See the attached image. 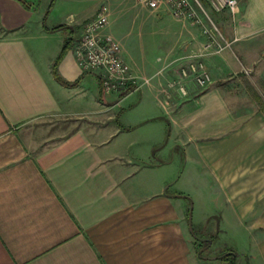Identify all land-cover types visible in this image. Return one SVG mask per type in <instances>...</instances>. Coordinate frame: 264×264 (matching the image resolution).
Here are the masks:
<instances>
[{"label": "crops", "instance_id": "crops-1", "mask_svg": "<svg viewBox=\"0 0 264 264\" xmlns=\"http://www.w3.org/2000/svg\"><path fill=\"white\" fill-rule=\"evenodd\" d=\"M58 1L0 0V264H196L190 204L264 264V0L207 4L222 46L198 58L207 87L189 69L207 42L157 8L143 52L122 45L149 81L111 93L74 53L99 7L60 19ZM67 38L58 70L74 86L52 70Z\"/></svg>", "mask_w": 264, "mask_h": 264}, {"label": "built area", "instance_id": "built-area-1", "mask_svg": "<svg viewBox=\"0 0 264 264\" xmlns=\"http://www.w3.org/2000/svg\"><path fill=\"white\" fill-rule=\"evenodd\" d=\"M144 7L157 9L165 5L176 19H189L201 26L203 31L209 35V41L205 45L204 52L195 53L190 57L196 61L189 64L195 82L200 87H207L211 83V75L205 64L198 58L208 54V49L215 44L217 51L222 49L221 44L216 41L215 27L207 4L217 10L227 7L235 11L237 0H137ZM110 7L107 1L101 3L96 13L89 18L83 27L80 37L75 46L79 66L83 71L99 74L101 84L105 93H111L127 89V91L138 89L149 79L139 77L133 73L130 64L123 57V48L119 40L110 32L107 27L110 23ZM212 23L209 27L205 20ZM187 68L182 70L183 78L189 75ZM142 80V81H141ZM178 85L181 92H185L182 80L170 83L171 87Z\"/></svg>", "mask_w": 264, "mask_h": 264}, {"label": "rangeland", "instance_id": "rangeland-1", "mask_svg": "<svg viewBox=\"0 0 264 264\" xmlns=\"http://www.w3.org/2000/svg\"><path fill=\"white\" fill-rule=\"evenodd\" d=\"M104 1H107L110 7L111 15L109 27L112 34L119 40L120 43H122L121 45H123L127 52L129 50H136L140 53L143 52L146 44H144V41H148L149 32H154V30L156 31L159 28V19L161 16L163 17V15L155 13L158 9H151L140 5L137 0H59L58 9L55 12V15L56 18L60 19H64L69 13L79 16L83 9L90 11L94 6L99 7ZM206 7L209 8L208 5ZM53 16L54 15L48 17L49 23L53 20ZM210 16L212 17L215 27H217L212 13H210ZM185 20V22H187V24L193 29L192 32L199 35V42L206 43L209 41V35L203 31L201 26L194 23L193 20ZM205 21V24L212 27V23L209 20L206 19ZM151 26L152 28L150 31ZM217 31L218 28L214 31V34L218 37L216 39L220 40L221 37ZM156 32L157 35H159V31L157 30ZM148 44L149 43H147V45ZM195 48L198 47L195 46ZM203 49H205V47ZM233 49L239 54V50L235 46ZM155 50L158 51L159 49L156 47ZM239 82V86H241L242 89H246V91L253 95V92H255L253 91L255 85L253 86V84H250L251 81L247 82L242 79ZM95 86L97 88V84ZM257 88V91L262 93L259 97L264 99L263 86L257 83ZM187 215L186 228L191 234V245L195 252L199 251V254L194 253L193 255L196 264H227L218 257L233 252L237 255V264H260L261 258L252 251V248H250V240L245 246L246 240L234 237V235L237 234L234 233V231H231V235L229 233H227V235L222 234L220 231L222 226L216 222H204L203 225L205 228L200 229V224L193 222V208L191 204ZM208 233L214 234L216 237L213 239L214 246H209V241L211 240L206 239ZM236 242H240V244Z\"/></svg>", "mask_w": 264, "mask_h": 264}, {"label": "trees", "instance_id": "trees-1", "mask_svg": "<svg viewBox=\"0 0 264 264\" xmlns=\"http://www.w3.org/2000/svg\"><path fill=\"white\" fill-rule=\"evenodd\" d=\"M72 39L71 38H67L63 44L61 53L57 56V58L54 60L53 64H52V70H53V74L55 76V78L62 84L64 85H70V86H74L77 85L79 83V81H75V82H68L66 80L63 79V77L60 75L59 70H58V64L61 61V59L64 57V55L66 54V52L70 49V46L73 44V42L71 43ZM220 259H222L223 261H225L227 264H237V255L233 252V253H227L225 255H222L220 257H218Z\"/></svg>", "mask_w": 264, "mask_h": 264}]
</instances>
